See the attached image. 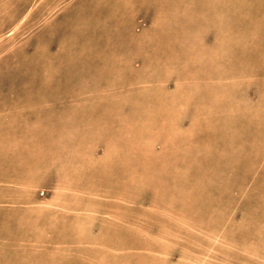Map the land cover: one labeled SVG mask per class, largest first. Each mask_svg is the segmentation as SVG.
Returning a JSON list of instances; mask_svg holds the SVG:
<instances>
[{"label": "rangeland", "instance_id": "374dc122", "mask_svg": "<svg viewBox=\"0 0 264 264\" xmlns=\"http://www.w3.org/2000/svg\"><path fill=\"white\" fill-rule=\"evenodd\" d=\"M7 141L0 264H264V0H0Z\"/></svg>", "mask_w": 264, "mask_h": 264}, {"label": "crops", "instance_id": "0c3cea01", "mask_svg": "<svg viewBox=\"0 0 264 264\" xmlns=\"http://www.w3.org/2000/svg\"><path fill=\"white\" fill-rule=\"evenodd\" d=\"M9 143H10V141H7L6 143H3V144H2L3 147L0 148V150H1V152H0V160H1V161H5L4 159H6V158H4V154H6V153H5V152H6V149H9V148H10V147H9V146H10ZM3 153H4V154H3ZM85 163H86V162H84V174H83V175H84V177H85V176L87 177V165H86ZM74 169H75V168L72 167L71 171L74 170ZM80 169H81V168H80ZM80 169H79V170H80ZM79 172H80V171H79ZM86 177L84 178V181L87 180ZM3 194H4V193H3ZM4 195H5V194H4ZM1 196H3V195L1 194ZM3 198H4V197H3ZM5 199H8L7 196L4 198V200H5ZM7 214H8V213H7ZM8 215H9V216H12L11 213H9ZM20 226H21V224H20ZM4 228H5V227H4ZM12 228H13V227H12ZM10 230H11V228H10ZM3 231H4V234H5V233H8L6 230H3ZM8 235H9V233H8Z\"/></svg>", "mask_w": 264, "mask_h": 264}]
</instances>
